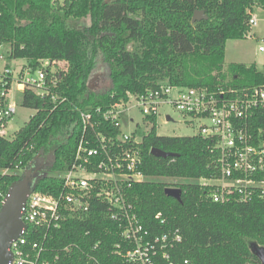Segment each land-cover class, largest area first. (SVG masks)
I'll use <instances>...</instances> for the list:
<instances>
[{"label":"trees","instance_id":"16d2710c","mask_svg":"<svg viewBox=\"0 0 264 264\" xmlns=\"http://www.w3.org/2000/svg\"><path fill=\"white\" fill-rule=\"evenodd\" d=\"M248 6L246 0H0V45L8 44L12 55L31 67L39 60L67 65L56 74L57 102L26 91L22 106L35 115L12 139L0 138V206L30 167L37 171L32 191H60L61 175L82 135L79 111L108 108L126 101L127 93L138 96L161 82L187 88L263 85L264 74L253 65L224 70L226 40L243 39L250 31ZM195 11L206 19L192 22ZM98 73L105 74L109 87L95 91L89 81ZM138 147L145 181L132 185L128 201L145 228L180 231L175 262L259 264L251 247H264V203L221 205L202 199L196 182L210 176L204 141L157 136L154 125ZM152 149L177 157L174 162L156 158ZM165 188L180 189V202L167 197ZM97 242L102 263L124 264L113 255L118 226L95 201L88 212L67 217L50 233L43 258L51 264H83ZM65 246L70 250L61 252Z\"/></svg>","mask_w":264,"mask_h":264},{"label":"built area","instance_id":"2783aa9c","mask_svg":"<svg viewBox=\"0 0 264 264\" xmlns=\"http://www.w3.org/2000/svg\"><path fill=\"white\" fill-rule=\"evenodd\" d=\"M246 1L251 32L259 22L255 12L264 13V0ZM258 51L264 52V38ZM11 52L8 44L0 45V138L7 139L14 135L9 132L10 124L18 99L22 105L26 91L54 103L58 100L54 93L57 72L49 68L56 63L39 60L36 67H31ZM19 60L23 63H17ZM257 70L264 74V67ZM132 103L134 106L129 108ZM164 107L181 114L189 121L185 124L199 123L193 137L205 142L210 171V176L196 182L203 192L202 199L221 205H243L255 200L264 203V84L187 88L161 82L138 96L127 93L126 101L108 108L79 111L82 135L71 166L61 175V189L56 195L32 191L26 197L20 216L22 228L10 243L7 264H51L52 259L43 258L50 233L60 228L67 217L88 212L95 201L104 205L106 217L118 226L119 242L113 255L124 264H193L187 259H172L182 242L180 231L155 233L145 228L127 197L133 184L145 181L138 145L152 126L157 128ZM130 109H137L142 117L144 131L140 138L121 128V117ZM129 122L133 124L134 120ZM163 122L172 119L165 115ZM108 128L117 130V134L107 132ZM170 160L174 162L175 158ZM156 218L164 224L160 214ZM99 244L85 253L83 264H104L97 256ZM70 248L65 246L61 252ZM57 258L55 255L53 261Z\"/></svg>","mask_w":264,"mask_h":264},{"label":"rangeland","instance_id":"374dc122","mask_svg":"<svg viewBox=\"0 0 264 264\" xmlns=\"http://www.w3.org/2000/svg\"><path fill=\"white\" fill-rule=\"evenodd\" d=\"M256 18L259 20L258 24L251 28V32L243 39H228L225 42L224 51V70L229 65L242 64L245 66L253 65L259 70L264 67V52L258 51L260 40L264 38V13L255 12ZM17 63H23L21 60ZM64 62L52 65L51 70L58 72L64 71L66 68ZM109 87V82L104 73L95 74L89 81V88L95 91H100ZM132 103L129 108H132ZM33 109L24 108L20 103V98L17 102V112L10 124L11 138L15 136V132L24 127L30 119L35 115ZM169 115L172 122L164 123L163 117ZM130 119L134 120L131 124ZM121 128L124 133L135 132L138 138L141 137L144 131V124L142 117L137 109H130L127 114L121 117ZM189 121L185 120L181 114L170 107H164L161 111V116L157 119L156 134L162 137H193L198 132L199 123L185 124ZM137 125V127L135 126ZM37 174L35 171L34 175Z\"/></svg>","mask_w":264,"mask_h":264},{"label":"water","instance_id":"95a60500","mask_svg":"<svg viewBox=\"0 0 264 264\" xmlns=\"http://www.w3.org/2000/svg\"><path fill=\"white\" fill-rule=\"evenodd\" d=\"M206 19L201 11H195L192 22ZM150 154L156 158H175L177 155L165 153L157 149H152ZM35 170L31 167L23 172L20 180L14 182L8 189L0 206V264H7L10 255V243L15 240L20 233L22 224L20 221L21 209L26 201V197L32 192L35 178ZM164 194L180 202L181 190L178 188H165ZM251 250L259 260V264H264V247L252 245Z\"/></svg>","mask_w":264,"mask_h":264}]
</instances>
